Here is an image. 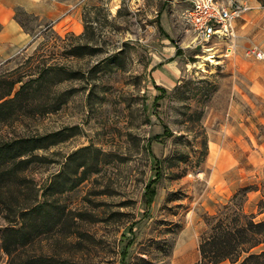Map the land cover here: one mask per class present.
<instances>
[{
  "label": "rangeland",
  "instance_id": "1",
  "mask_svg": "<svg viewBox=\"0 0 264 264\" xmlns=\"http://www.w3.org/2000/svg\"><path fill=\"white\" fill-rule=\"evenodd\" d=\"M234 1L249 7L240 45L264 51V0ZM191 3L81 0L82 31L64 36L13 7L43 39L0 71V235L30 234L12 258L0 247V264H201L207 221L244 186V211L264 218V98L225 43L188 45ZM176 46L179 78L157 90L151 72Z\"/></svg>",
  "mask_w": 264,
  "mask_h": 264
},
{
  "label": "crops",
  "instance_id": "2",
  "mask_svg": "<svg viewBox=\"0 0 264 264\" xmlns=\"http://www.w3.org/2000/svg\"><path fill=\"white\" fill-rule=\"evenodd\" d=\"M16 5L23 6L27 12L47 22L45 28L52 29L57 35L64 36L66 33L78 35L82 31L81 0H0V71L2 69H14V67H9L5 64L10 62L19 53L30 50L36 40L43 39L41 32L32 34L24 30L13 18V7ZM248 16V11H246L233 22L236 35L234 38L235 48L227 57L234 67L236 66L239 71L244 72L248 76L250 91L264 98V62L259 63L254 57L247 56L245 51L249 45L241 46L240 39L238 40L240 27L248 25ZM188 32L189 30H185L186 34ZM166 38L169 39L167 36ZM191 41L188 42V45H191ZM197 45V43L194 44V46ZM240 47L244 48L240 49ZM168 48L169 54L167 60L161 66L154 67L151 72L154 88L157 90H165L169 86H174L177 82L176 79L180 75V68L177 64L179 63L178 56L181 53L177 49L180 50L181 47L176 46L175 49H172V47ZM33 49H35V45H33ZM220 58L222 61L225 59L224 57ZM48 67L49 65H46V68ZM156 78L159 81H156ZM21 82L22 80H17L15 83ZM23 85L24 83H21L20 88ZM8 96L10 94L0 98V103L7 100Z\"/></svg>",
  "mask_w": 264,
  "mask_h": 264
},
{
  "label": "trees",
  "instance_id": "3",
  "mask_svg": "<svg viewBox=\"0 0 264 264\" xmlns=\"http://www.w3.org/2000/svg\"><path fill=\"white\" fill-rule=\"evenodd\" d=\"M177 50L179 52V49ZM39 141L38 138L17 141L16 144L14 143L16 148L11 156H20L25 152L39 148ZM6 152H0V164L8 161L9 156H6ZM249 190L248 186L241 187L233 194L229 203L224 204L222 209L207 221L209 230L200 236L199 241L201 264H216L226 259L230 260L232 264H264V248L257 252L252 251L255 247L264 244V218L255 220V214L245 212L242 200H240L241 197H246ZM236 199H238L237 202H234ZM15 231L16 229L6 227L1 230L0 235V247L10 258L30 240V234L18 235V232ZM140 260V264H157L142 257ZM18 264L68 263L65 261L56 263L43 258H26Z\"/></svg>",
  "mask_w": 264,
  "mask_h": 264
},
{
  "label": "built area",
  "instance_id": "4",
  "mask_svg": "<svg viewBox=\"0 0 264 264\" xmlns=\"http://www.w3.org/2000/svg\"><path fill=\"white\" fill-rule=\"evenodd\" d=\"M248 8L234 0H192L181 17L186 25L185 29L195 35L191 43L195 44L197 39L206 50L210 49L207 45L211 41L225 43L227 46L223 55L228 56L235 48L233 22ZM246 55L258 60L264 59V51L256 46L248 48Z\"/></svg>",
  "mask_w": 264,
  "mask_h": 264
}]
</instances>
